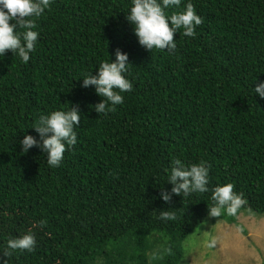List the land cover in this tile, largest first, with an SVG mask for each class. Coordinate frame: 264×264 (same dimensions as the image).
<instances>
[{
	"label": "trees",
	"instance_id": "16d2710c",
	"mask_svg": "<svg viewBox=\"0 0 264 264\" xmlns=\"http://www.w3.org/2000/svg\"><path fill=\"white\" fill-rule=\"evenodd\" d=\"M190 2L202 22L193 37L178 29L172 52L138 44L129 0H50L29 61L0 57V248L28 231L36 241L4 264H178L212 201L211 191L159 198L173 159L204 160L210 190L231 183L242 193L235 216L264 214V99L251 91L264 80V0ZM117 48L132 88L99 115L91 105L101 97L80 76ZM68 105L80 123L59 166L38 148L21 153L38 115Z\"/></svg>",
	"mask_w": 264,
	"mask_h": 264
},
{
	"label": "clouds",
	"instance_id": "9594fccd",
	"mask_svg": "<svg viewBox=\"0 0 264 264\" xmlns=\"http://www.w3.org/2000/svg\"><path fill=\"white\" fill-rule=\"evenodd\" d=\"M180 3L181 0H129L125 18L133 26V33L140 46L150 52L154 48L172 52L176 49L173 37L178 29H182L179 34L185 37L195 35V28L201 24L202 19L190 0L183 5L182 10L165 11L178 9ZM49 5L50 0H0V57L10 51L21 62L29 61L39 35L34 30L35 21ZM128 65V54L117 48L114 59L101 60L97 64L95 74L91 71L81 74V87L91 86L101 97L99 102L91 105L99 115L121 105V93L131 90L132 84L126 76ZM251 91L264 99V80L251 86ZM80 116L78 106L70 105L39 114L31 126L37 135L25 134L18 141L21 153H27L33 147L38 148L44 154L48 166L58 167L66 148L77 143L75 128L80 123ZM166 174L165 181L171 187L159 192V198L165 204L171 201L173 195L188 197L193 193L211 191L212 203L207 205V218L212 220L222 214L235 216L245 203L243 194L234 191L231 183L217 184L209 189V165L204 160L186 165L181 159H173ZM159 218L173 220L175 213L160 210ZM39 224L42 227L44 222L40 221ZM205 243L211 248L215 240L209 237ZM35 244L31 231L10 237L0 248V256L7 258L16 250L31 252ZM4 261L0 260V264H4Z\"/></svg>",
	"mask_w": 264,
	"mask_h": 264
},
{
	"label": "rangeland",
	"instance_id": "374dc122",
	"mask_svg": "<svg viewBox=\"0 0 264 264\" xmlns=\"http://www.w3.org/2000/svg\"><path fill=\"white\" fill-rule=\"evenodd\" d=\"M227 218H206L184 240L178 264H264V214L242 210L234 222ZM209 237L214 247L206 246Z\"/></svg>",
	"mask_w": 264,
	"mask_h": 264
}]
</instances>
